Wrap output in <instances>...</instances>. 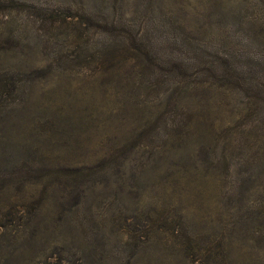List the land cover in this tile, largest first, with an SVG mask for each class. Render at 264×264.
Instances as JSON below:
<instances>
[{
	"label": "rangeland",
	"instance_id": "374dc122",
	"mask_svg": "<svg viewBox=\"0 0 264 264\" xmlns=\"http://www.w3.org/2000/svg\"><path fill=\"white\" fill-rule=\"evenodd\" d=\"M0 264H264L262 0H0Z\"/></svg>",
	"mask_w": 264,
	"mask_h": 264
},
{
	"label": "trees",
	"instance_id": "16d2710c",
	"mask_svg": "<svg viewBox=\"0 0 264 264\" xmlns=\"http://www.w3.org/2000/svg\"><path fill=\"white\" fill-rule=\"evenodd\" d=\"M262 2L264 3V0H262Z\"/></svg>",
	"mask_w": 264,
	"mask_h": 264
}]
</instances>
